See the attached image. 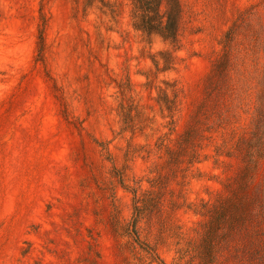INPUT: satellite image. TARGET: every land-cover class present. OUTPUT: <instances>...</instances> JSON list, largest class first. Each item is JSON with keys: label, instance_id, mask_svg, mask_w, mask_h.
Returning <instances> with one entry per match:
<instances>
[{"label": "rangeland", "instance_id": "rangeland-1", "mask_svg": "<svg viewBox=\"0 0 264 264\" xmlns=\"http://www.w3.org/2000/svg\"><path fill=\"white\" fill-rule=\"evenodd\" d=\"M180 3L172 44L134 29L130 0H0V264H204L200 212L239 190L262 127L264 0ZM235 24L230 73L211 87ZM192 127L188 165L176 151ZM132 189L164 201L136 224L140 241ZM262 233L223 244L214 264H264Z\"/></svg>", "mask_w": 264, "mask_h": 264}, {"label": "trees", "instance_id": "trees-1", "mask_svg": "<svg viewBox=\"0 0 264 264\" xmlns=\"http://www.w3.org/2000/svg\"><path fill=\"white\" fill-rule=\"evenodd\" d=\"M103 2L104 0H100ZM133 6L132 19L133 27L136 31L142 32L148 37H160L165 42L177 44L183 17V9L180 0H130ZM47 25L46 16L41 14V25L39 35V55L38 61L45 63V28ZM235 24L225 36L224 55L215 61L211 75L207 80V85L215 87V79H225L230 73V50L232 43L236 39ZM156 63V62H155ZM157 64V63H156ZM158 65V64H157ZM218 87V86H217ZM166 108L172 113L174 102L170 100L167 93ZM134 108L127 109L122 106V117L125 125L124 130H136V119L138 115L133 114ZM262 127L255 128L251 132L252 138L247 140L248 155L247 166L240 178L241 186L225 201L220 202L213 210L208 206L207 210L200 212L202 216L209 215L208 228L205 234L204 244H208V251L201 254L200 258L204 264H214L218 251L223 244H230L232 240L241 237H248L252 234L262 235L264 228V181L258 182V178L264 171V110L262 112ZM260 122V121H259ZM198 129L192 127L188 129L179 139L176 155L184 154L185 162L192 165L199 162ZM242 143L239 142L237 147ZM172 153V149L167 154ZM187 157V160H186ZM134 194V214L135 222L133 228L137 241H140L137 230V223L141 220L159 214L163 205V200L153 196L151 192L140 197L138 190L132 189ZM257 193V194H256ZM256 194V195H255ZM255 196V197H254ZM175 207H178L175 205ZM142 247L153 259L161 261L158 254L148 245ZM162 264H165L162 262Z\"/></svg>", "mask_w": 264, "mask_h": 264}]
</instances>
